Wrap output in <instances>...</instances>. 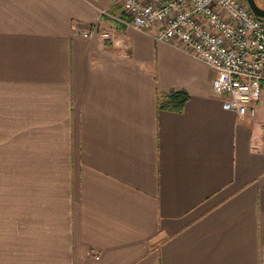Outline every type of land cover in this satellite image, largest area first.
Returning a JSON list of instances; mask_svg holds the SVG:
<instances>
[{"label": "crops", "instance_id": "1", "mask_svg": "<svg viewBox=\"0 0 264 264\" xmlns=\"http://www.w3.org/2000/svg\"><path fill=\"white\" fill-rule=\"evenodd\" d=\"M117 15L0 0V264H264V83L239 117L209 66Z\"/></svg>", "mask_w": 264, "mask_h": 264}, {"label": "built area", "instance_id": "2", "mask_svg": "<svg viewBox=\"0 0 264 264\" xmlns=\"http://www.w3.org/2000/svg\"><path fill=\"white\" fill-rule=\"evenodd\" d=\"M113 18L159 41L182 48L214 71L211 88L223 109L254 116L264 83V18L245 0H119ZM115 27L100 35L107 46L126 47ZM85 36L95 26L80 30ZM94 257L98 254L94 251Z\"/></svg>", "mask_w": 264, "mask_h": 264}, {"label": "trees", "instance_id": "3", "mask_svg": "<svg viewBox=\"0 0 264 264\" xmlns=\"http://www.w3.org/2000/svg\"><path fill=\"white\" fill-rule=\"evenodd\" d=\"M186 93L184 92H176L174 94H171V96L168 98L166 102H163V105H171V107L175 109H180L183 105V102L185 100Z\"/></svg>", "mask_w": 264, "mask_h": 264}, {"label": "water", "instance_id": "4", "mask_svg": "<svg viewBox=\"0 0 264 264\" xmlns=\"http://www.w3.org/2000/svg\"><path fill=\"white\" fill-rule=\"evenodd\" d=\"M245 1L248 3V5H249L251 11H252L255 15H257L258 17L264 18V7L260 6V5L256 2V0H245Z\"/></svg>", "mask_w": 264, "mask_h": 264}, {"label": "rangeland", "instance_id": "5", "mask_svg": "<svg viewBox=\"0 0 264 264\" xmlns=\"http://www.w3.org/2000/svg\"><path fill=\"white\" fill-rule=\"evenodd\" d=\"M256 2H257L260 6L264 7V0H256Z\"/></svg>", "mask_w": 264, "mask_h": 264}]
</instances>
